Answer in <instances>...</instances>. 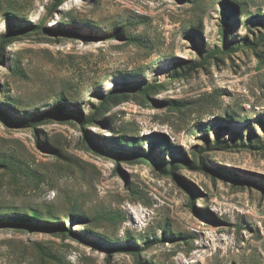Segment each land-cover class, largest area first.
Instances as JSON below:
<instances>
[{"label": "rangeland", "instance_id": "obj_1", "mask_svg": "<svg viewBox=\"0 0 264 264\" xmlns=\"http://www.w3.org/2000/svg\"><path fill=\"white\" fill-rule=\"evenodd\" d=\"M56 3L0 0V223L60 228L0 225V264H264V0ZM125 82L159 88L86 131L134 158L78 119Z\"/></svg>", "mask_w": 264, "mask_h": 264}, {"label": "trees", "instance_id": "obj_2", "mask_svg": "<svg viewBox=\"0 0 264 264\" xmlns=\"http://www.w3.org/2000/svg\"><path fill=\"white\" fill-rule=\"evenodd\" d=\"M62 1L65 0H57L56 6L61 3ZM227 1H224V5L226 6V10L230 11V9L228 8V6L226 5ZM235 4V3H234ZM236 5V4H235ZM224 21H225V25L227 23V20L229 18V14L228 13H224ZM33 29H41L40 27H35ZM8 39V38H5ZM5 39L3 40L5 42ZM131 41H139V38H130ZM4 42H2V45H4ZM0 45V51L3 48V46ZM232 48H227L226 45L222 46L221 48H216L213 51L209 52L206 54V56L203 57V60L197 63H194L189 69H188V73L196 70L199 67H204L206 64H209V62L211 60H216L218 59L217 56L222 55L224 53H226L228 50H230ZM159 88V85L157 84H139V83H132V82H125L122 84L121 87H117L116 90L114 92H112L110 95H108L107 97H105L100 106L96 109V111L94 112V114H92V116H90L87 119H79V123L82 126V129H84L85 133H86V140H88L90 142V144L96 148L97 150L103 151L105 153H107L108 155H111L112 157H126V158H134L137 157L138 154L136 152H129V153H117L113 150H107L106 148H104L101 144L95 142L92 138H90L87 135V131H86V127L87 125H90L92 123H94L96 120H98L101 116L103 117V115H105V113H107V111H109V109L111 108L112 105L117 104L119 102H121L122 100H126L129 98V93L133 92V93H138L141 94L142 96H144L145 98H149L150 95L154 92L157 91V89ZM62 107L58 108L55 112H53L54 115H61L62 114ZM49 117V116H48ZM47 117V118H48ZM70 118H75V116H70ZM77 118V117H76ZM101 123H103V120H100ZM33 122H29V124H32ZM34 124V123H33ZM252 143L249 141V144ZM151 159V158H150ZM152 160V159H151ZM191 167H197L198 169H205V166H203V164L201 163L200 166H194L192 164H190ZM173 173V172H171ZM25 218L22 219H18V220H8V224H2L0 223V225L2 226H15V227H27V228H42V229H48L50 231L52 230H59V226H55L56 228H53L51 226H47V225H39V224H35L33 222H31L32 220H38V221H44V214L37 210V209H31V213L28 215V212L24 213ZM76 218H80L82 215L80 214V212H77L73 215ZM53 218H56V216H53ZM66 231V229L62 228L61 232ZM176 238H182L185 239V237L183 236V234H180L179 236H176ZM143 249H137V251L140 253L142 252ZM46 255H52L49 253H46ZM141 254L138 255V258Z\"/></svg>", "mask_w": 264, "mask_h": 264}]
</instances>
